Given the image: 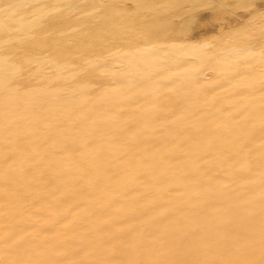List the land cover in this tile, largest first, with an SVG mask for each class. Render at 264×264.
Returning a JSON list of instances; mask_svg holds the SVG:
<instances>
[{
  "label": "bare ground",
  "instance_id": "6f19581e",
  "mask_svg": "<svg viewBox=\"0 0 264 264\" xmlns=\"http://www.w3.org/2000/svg\"><path fill=\"white\" fill-rule=\"evenodd\" d=\"M6 2L48 7L0 16V258L223 264L258 246V14L242 0Z\"/></svg>",
  "mask_w": 264,
  "mask_h": 264
},
{
  "label": "snow or ice",
  "instance_id": "6c2138e0",
  "mask_svg": "<svg viewBox=\"0 0 264 264\" xmlns=\"http://www.w3.org/2000/svg\"><path fill=\"white\" fill-rule=\"evenodd\" d=\"M48 7L47 5H19L11 2H6L0 4V16L4 18L7 22L13 17V15L20 8H37L43 9ZM244 11H247L250 16L254 19L257 14L259 19L264 21V0H260L259 4L257 0H242V3L237 5ZM48 17L41 15L39 17L40 27H44V22ZM262 37H264V32H262ZM5 54L9 55V50L5 49ZM9 58H13L9 55ZM244 258L242 259H232L224 261L223 264H264V224L261 226V234L258 246L253 242L250 243L244 250ZM258 255V258H257ZM0 264H22L20 261L6 262L4 259L0 258ZM101 264H106V262H101ZM126 264H135V262L128 261ZM172 264H212L210 261H200V260H178L172 262Z\"/></svg>",
  "mask_w": 264,
  "mask_h": 264
}]
</instances>
